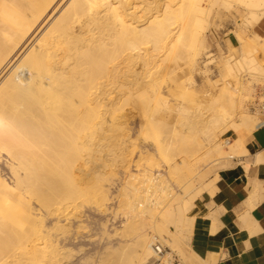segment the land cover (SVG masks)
<instances>
[{
  "label": "bare ground",
  "instance_id": "6f19581e",
  "mask_svg": "<svg viewBox=\"0 0 264 264\" xmlns=\"http://www.w3.org/2000/svg\"><path fill=\"white\" fill-rule=\"evenodd\" d=\"M61 1L0 0V158H5L9 174L0 168V264H57L71 254L64 246L78 239L71 221L79 219L84 197L92 195L101 207L109 200L99 171L91 177L95 183L85 185V135L100 129L123 130L121 118L127 113L119 119L113 106L131 103L136 93L146 92L136 108L147 119L143 131L155 133L161 152L167 149L164 134L172 133L167 146L186 154L180 163L171 164L174 168L212 152L240 156L247 152V136L257 129V119L246 111L245 103L253 99L251 86L264 81V62L257 57L260 49L264 51V33L255 30L264 16V0H220L226 7L243 9L256 34L249 42L237 35L247 48L238 60L224 61V76H231L233 84L223 85L207 105L194 103L195 108L171 107L159 80L147 79L160 71L159 62L178 65L186 55L195 60L217 0L213 4L167 0L150 15L144 13L148 17L140 16L137 6L126 12L123 0H66L59 8ZM160 53L165 55L161 61L156 60ZM171 111L182 118L180 130H169L159 117ZM229 130L236 137L224 149L220 137ZM152 162L140 155L138 173L127 175V187L138 202L125 189L121 205L129 216L122 233L132 237L113 248L121 253L120 264H155L157 237L176 249L184 228L193 226L197 192L171 201L172 188L152 173ZM137 180L143 183L142 190L136 187ZM46 218L54 219L50 226L45 225ZM81 224L76 230L84 227ZM170 259L161 264H170Z\"/></svg>",
  "mask_w": 264,
  "mask_h": 264
},
{
  "label": "rangeland",
  "instance_id": "374dc122",
  "mask_svg": "<svg viewBox=\"0 0 264 264\" xmlns=\"http://www.w3.org/2000/svg\"><path fill=\"white\" fill-rule=\"evenodd\" d=\"M65 1L66 0L60 2V5H58L59 8L65 3ZM166 1L167 0H127L126 3V0H123L122 2L123 5L126 6V8L123 6L125 10L127 9L126 12L133 7L135 9L138 7V10L135 11L138 14L141 13L142 15L140 16L144 15V17H148L146 16L147 14L150 15L151 13L155 12ZM209 1L212 3V1L214 0ZM209 1L207 2V5H211ZM174 2L175 4H177V0H173V3ZM217 2L218 5L216 4ZM217 2L214 3L215 6H212L213 8L210 9L211 15H209L210 19H208V26L203 35L199 54L195 57V60L193 62L190 61V57L186 55L184 56V58H181L179 60L178 65L171 61H164L163 63L159 62L162 65L161 69L159 68L160 71L155 74L156 76L151 75L148 77L149 79H147L148 81H150L153 80V78L155 77L157 79L156 82L159 80L158 83L161 84L160 86L163 87L161 88L162 94L165 93L163 94V97H165L171 107L176 108V106L178 105L181 106L185 104L187 106H194L195 108L197 104L207 105V103L213 98L214 94H216L223 85L227 83L233 84L234 80L231 76H224V61L227 59H234L233 61H235V59L238 60L241 53L246 50L247 45H244V41H239L237 35H241L246 42H249V40L252 41V39L255 37L256 31H254V28L249 26V24L246 22V19L244 17L245 13L243 9L241 10L237 6L226 7L223 5L222 1L220 3V0H217ZM135 3L136 5H134ZM145 11H149V13H146ZM159 55L160 56H157L156 60L165 57V55L162 53H160ZM257 57L259 61L264 62V51L262 49H260V51L257 53ZM159 61H161V59ZM138 64L139 66L137 65V63L135 65L136 70L140 69V63ZM162 74L164 75L162 76ZM251 89L253 91V99L245 103V109L248 113H250L257 119L256 128L258 129L262 128V125L260 123L257 105L262 100V97L264 95V81L256 82L254 85L251 86ZM172 90L173 92H171ZM142 92L144 91L136 93L135 97L133 96V100L131 101V103L127 105L123 106V104L120 102V107L123 106V109L120 111L119 103L113 106L117 110L116 113L118 114V118L121 117L124 112L125 114L127 113V118H121V122L123 123L124 127L123 130H119V132L117 130H108V132L107 130L104 131L100 129L95 131V133L92 132V134L90 133V135L89 133L85 135V141H88L89 143L84 142L85 147L83 155L84 158H87L84 159L86 162L85 166L88 165V169L87 167H85L87 169V172H85L84 177L85 180L86 178H88L90 182L89 183L87 180L85 185L86 187L90 188V186L88 185H92L93 183H95L92 181L93 179L91 177H94L96 175L95 171H99L98 173L101 176L100 183H102L101 185L104 186L105 189H103L106 191V194L108 196L107 199L109 198V200H107V204H103L101 207L99 206V204L98 206L96 205L97 203L95 202V200H92L94 199L92 195L88 194L84 197L82 207L80 209L81 218L79 217V219H72L73 221H71L73 225L71 229H74L73 231L76 233H73L72 230L71 232L73 233V236L76 234L78 236V239H76V241L74 239H71V241L66 244L67 246H64V248L71 254L66 255L67 257L64 256V258L63 256H60L61 258L58 262H56L57 264H89V262L91 264H101V262H103L104 264H120V256L118 255H121V253L115 251L114 249L121 242L132 237V233H129V235L128 232H126V234L125 232L122 233V228L124 223L126 222V216L128 214H125L126 208L121 205V201L125 199V189L128 188L126 182L128 179L127 175H129L130 173H138L137 169L139 168V166H137L136 163L140 155H147L151 162L153 161L152 164H154L153 168L155 170L153 169L154 171H152V173L154 172V175L156 174L155 176L159 174L161 178L165 180V182L169 186H171L172 192L169 196V199L171 201H175L177 199L182 198L185 199V197L186 199H188L192 197V195H195V192H197V197L195 198L196 200L203 192L211 188V182H213L212 179L215 180L218 177V172L227 166L228 159L231 156H238V154L235 153L232 155H220L216 152H212L207 156V158L203 159L205 156H201V159H199L198 161H193L192 163H188L187 166H178L176 168L171 167L172 165L175 166L176 164L180 163L185 158L184 155L186 154L182 152L180 153L177 148H174L175 146L172 148L167 146V143H169L170 139L173 138L172 133L164 134L163 142L166 143L165 145L168 150L166 149L165 152H161V150H159L157 147L159 142H157L156 140L155 133L150 134L148 132L147 135V132L143 131L145 130L144 128H146L147 126V119L142 117V115L138 113V109H136L141 99L146 95V92ZM194 103H197L196 106ZM103 107L104 109L105 107L109 109V105L108 107L106 105ZM104 109L103 111L107 112V110ZM171 113L164 112L159 117L160 119H163L165 121L169 130H180L182 127V118L179 117L180 115L177 116V113L174 111H171ZM125 119L128 124L126 121V123L123 122ZM140 123L145 125H140ZM141 126L144 128L142 129ZM96 133L99 136H97ZM145 135L147 137H145ZM235 136L236 134L233 130H229L223 135H221L220 140L222 143L224 142V149H227L229 146V144L227 143V138H229L231 141L232 138H234ZM94 138H96V145L93 141ZM146 138L150 139L147 140ZM203 138L205 137L202 136V139ZM203 142L207 145L206 139H204ZM4 161V157L0 158V168H5V173L9 176L6 167H4ZM90 163L92 164V166ZM109 173L110 175H108ZM106 176L108 179L105 178ZM110 180L111 182H109ZM136 182V187L142 190L143 183L138 180L135 181V184ZM130 189L131 188H128V195H130V197H133L134 203H137L138 201L135 199V196H133V193H131L133 191H131ZM118 193L120 194V196L118 195ZM139 208L136 210V212L140 211ZM148 215L146 216L148 217ZM53 220V218H46L45 225L50 226ZM80 221L82 222L81 225L84 227L82 229L79 228V230L77 228L76 230L75 227L79 224ZM170 229L173 232L176 231V228L173 225L170 226ZM191 231V227L184 228V230L182 231L181 242L178 247L176 246V249L174 248L175 250L171 249L175 246L169 245V241L167 242V240L165 241V239L163 240V238L157 237L159 240L161 239V242L163 240L164 245L169 247L173 252L171 254H166L164 258L165 260H163V262L169 260V258H172L170 259V264H174L172 256L173 254H177L181 264H195L192 258V254L189 250V239ZM113 251L115 252V254L111 253ZM102 259L104 261H102ZM23 260L25 261V259ZM97 261H100V263H98ZM110 261L111 263H109ZM40 264L48 263L45 261Z\"/></svg>",
  "mask_w": 264,
  "mask_h": 264
},
{
  "label": "crops",
  "instance_id": "0c3cea01",
  "mask_svg": "<svg viewBox=\"0 0 264 264\" xmlns=\"http://www.w3.org/2000/svg\"><path fill=\"white\" fill-rule=\"evenodd\" d=\"M255 30L264 33V16ZM246 148L194 202L189 250L195 264H264V128L247 136Z\"/></svg>",
  "mask_w": 264,
  "mask_h": 264
},
{
  "label": "built area",
  "instance_id": "2783aa9c",
  "mask_svg": "<svg viewBox=\"0 0 264 264\" xmlns=\"http://www.w3.org/2000/svg\"><path fill=\"white\" fill-rule=\"evenodd\" d=\"M257 111L260 117V123L262 125V128H264V95L262 97V100L257 105ZM227 143L230 142V139L227 138ZM155 248V264H161L166 256V254L173 253L171 249L167 246H165L159 239H156L154 243ZM173 261L174 264H181L180 259L177 254H173Z\"/></svg>",
  "mask_w": 264,
  "mask_h": 264
}]
</instances>
